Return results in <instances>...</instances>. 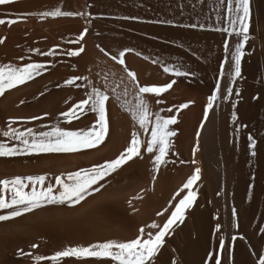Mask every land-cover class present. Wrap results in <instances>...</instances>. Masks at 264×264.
I'll use <instances>...</instances> for the list:
<instances>
[{"label": "bare ground", "instance_id": "bare-ground-1", "mask_svg": "<svg viewBox=\"0 0 264 264\" xmlns=\"http://www.w3.org/2000/svg\"><path fill=\"white\" fill-rule=\"evenodd\" d=\"M215 2L216 0H14L7 5H0V14L17 15L20 19H39L37 13L51 10L54 6H62V10L66 11L87 10L93 14L91 23L87 25L84 17H45L54 19L56 24L48 27L46 24L35 30L23 29L20 39L0 43V63H21L17 58L21 56L22 49L36 48L47 52L51 48L56 53L54 56H44L43 62L51 61V64H46L47 71L0 95V132L5 130L9 117H41L36 121H15L12 126L21 130L25 127L46 130L42 126H50L56 122L58 113L83 98L88 90L85 81H77L84 85L79 88L63 85V80L69 76H87L94 87L103 88L105 83L108 84L109 100L106 107L110 126L107 143L93 150H84L78 154L0 157V178L47 173L43 185L47 186L49 183L55 184L54 177L61 172L102 162L114 157L122 149L130 138L132 128L136 127L139 131L138 125H134L130 115L121 109L111 95V89L116 88L121 98L125 99V85L132 88L121 66L110 58L124 47L143 54H125L127 67L136 73L141 85L163 84L173 79L174 84H177V95L170 94V88L159 97L151 94H146L145 97L151 104L152 111L163 109L162 115L177 116L176 124L171 126L176 135L172 138L168 163L161 165L158 172L153 173L151 158L145 153L122 166L121 171L119 169L105 178V187L99 193L86 197L78 207L45 206L21 218L0 222V264H31L30 256L16 255L17 248L25 253L49 255L65 244H87L105 238H131L141 224H148L152 220L161 224L166 219V214L157 217L155 213L170 207L167 201L195 166L201 168V180L198 181V188L194 186L199 193L194 210L188 213L185 222L175 229L171 237H166V246L159 254L157 264L170 261L172 256L178 259L179 264H201L206 251L213 246L212 229L215 223L218 221L227 225L231 220L233 207L238 212V229L222 227L220 231L226 237L237 236L235 241H230L234 246L235 264H252L254 254L264 246L261 230L264 227V193L259 188L264 184V140L258 141L257 145L256 196L246 202L244 198L250 174L246 158V136L241 134L238 145L235 141L230 142L233 124L230 119V102L221 97L214 102L207 119H204L203 102L207 103V96L215 87L219 61L224 59L225 34L207 28L189 29L148 22L157 18H171L177 25L196 20L215 25L219 23L213 15L216 11L213 7ZM86 4L92 7L85 9ZM252 12L250 33L253 39L245 47L253 54L242 58V72L246 79L239 82L243 89V100L238 102L237 111L238 119L255 137H260L264 136V105L252 101L250 97L255 94V89L260 88L258 77H264V0H252ZM125 16H138L140 19L125 20ZM84 27H89L90 30L83 39V53L79 57L65 55L67 49L78 46L70 41ZM230 43H235V40L230 38ZM97 45L110 55L101 53ZM144 56L149 59H144ZM156 59L179 65L182 70H190L196 75L174 77L170 73H164L160 63H152ZM106 74L107 81L104 79ZM57 84L61 86L57 88ZM226 86L227 71L221 77V91ZM191 88L196 90L195 93L185 96V92ZM235 98L233 95L230 99ZM127 99L134 103V95ZM156 99L163 102L157 104ZM187 101L192 103L178 113L168 111ZM44 112L48 116H42ZM59 119L61 126L76 128L87 126L94 116L86 113L79 120L70 122ZM202 119L203 126L200 123ZM197 128H200L199 137L196 136ZM140 135L144 137L146 133L141 131ZM0 139L7 138L0 136ZM13 142L15 141H9ZM193 145L198 148L195 156L192 152ZM193 159L197 161L196 165L192 164ZM154 174L156 179L153 181ZM221 186L224 190L217 196ZM214 214H217L215 220ZM241 236L243 239H240ZM216 238L218 239V234ZM32 243L37 244L36 249L30 248ZM222 260L224 264H228L223 252ZM64 264H97V261L69 258ZM101 264L108 262L103 261Z\"/></svg>", "mask_w": 264, "mask_h": 264}, {"label": "snow or ice", "instance_id": "snow-or-ice-1", "mask_svg": "<svg viewBox=\"0 0 264 264\" xmlns=\"http://www.w3.org/2000/svg\"><path fill=\"white\" fill-rule=\"evenodd\" d=\"M12 2L14 0H0V5H7ZM84 7L88 9L92 5L86 4ZM213 7L216 10L213 13L214 19L219 22L215 25L201 20L177 25V22L171 18H157L148 22L189 29L207 28L225 34L223 39L224 59L219 61L215 87L211 89L210 95L207 96V103L204 105V119H207L209 109L213 107L214 102L221 97L224 101L230 102L232 109L230 119L233 122L232 131L230 132L232 140L230 142L235 141L238 145L241 134L244 133L246 136V158L250 166L244 198L247 202L253 200L256 196L257 145L258 141L264 140V136L255 137L247 129V126L238 119L237 111L238 102L243 100L241 95L243 89L239 86V82L246 79L242 72V58L253 54L245 47L253 39L250 33L253 16L252 0H216ZM37 15L41 19L45 17H84L87 25L91 23L93 14L87 10L66 11L62 10V6H54L51 10L39 12ZM19 18L17 17V19ZM123 19L138 20L140 17L125 16ZM14 22L15 20L11 18H0V25H11ZM89 30V27L82 28L76 38L70 41V43L78 46L67 49L64 54L69 57H79L84 51L83 39ZM230 38L235 40V43H230ZM4 40L5 37L0 36V43H3ZM97 47L105 56L110 55L103 47L99 45ZM29 51L40 56H54L56 54L51 48L47 52L39 51L36 48H31ZM130 52H135L137 56L143 55L133 48L124 47L110 56L113 61L121 66L123 74H126L128 82L132 85L131 89L125 85L123 92L125 99L121 98L116 88L111 89V95L121 109L130 115L134 125H138L139 131L136 127L132 128L130 138L114 157L104 159L102 162L91 163L87 167H78L73 171L61 172L54 177L55 184L49 183L47 186H43L47 173L0 178V210H3L0 212V222L21 218L25 214H31L45 206L78 207L81 202L85 201L86 197H91L93 193H99L105 187L107 183L105 178L115 173L121 166L133 161L134 158L142 157L145 153L151 158L153 173L158 172L161 165L168 163L167 157L172 148V138L176 135V131L171 126L176 124L177 116L162 115L163 109L152 111L151 104L145 97L146 94L159 97L172 88L175 80H169L163 84L141 85L137 80L136 73L129 70L126 65L125 54ZM262 53H264V49H262ZM143 58L149 59L147 56ZM17 59L22 62L0 63V95H3L6 90L14 89L32 81L35 77L40 76L42 72L47 71L46 64H51V61L23 62L25 59L23 56ZM152 63H160L163 72L170 73L174 77L196 75L195 72L182 70L179 65L166 63L162 60H152ZM225 71H227V86L221 91V77L225 76ZM104 79L105 81L108 80L107 74ZM258 79L260 80V88L254 90L255 94L251 95L250 99L264 105V77H258ZM77 81H85L88 84V90L85 91L83 98L72 103L66 110L60 111L56 122L50 126H42L46 130H34L31 127H25L21 130L19 127L12 126L17 120L36 121L41 117L35 115L9 117L5 130L0 132V136L7 138L0 139V157H20L35 154H78L84 150H93L106 144V137L110 132L106 107V102L109 100L108 84L105 83L103 88L94 87L87 76H69L63 80V85H72L78 88L84 86L77 83ZM60 86V84L56 85L57 88ZM130 95H134V103H130L127 99ZM233 95L236 98L230 99ZM155 102L160 104L163 101L156 99ZM191 103L192 101L180 103L169 108L168 111L178 113ZM86 113H91L94 119L85 127L69 128L60 125L59 118H62L64 122H70L79 120ZM42 116L46 117L48 113L44 112ZM204 119L200 122L201 126L204 124ZM141 131L146 133L144 137H141ZM199 135L200 128H197L196 136L199 137ZM9 141L15 142L9 143ZM197 151V146L193 145V156ZM192 164L196 165L197 161L193 159ZM200 174L201 168L199 166L193 167L191 174L176 188L172 198L167 201L170 207L162 208L155 213L157 217L166 214V219L161 224H158L156 220H152L148 224H141L131 238H105L87 244H65L49 255L25 253L17 248L16 255L30 256L31 264H64V261L69 258H74L77 261L94 259L97 264H101L103 261H107L108 264H157L159 254L166 246V237H171L175 229L185 222L188 213L194 210L199 195L194 186L199 187ZM155 179L154 174L152 180ZM259 188L260 192L264 193V184L260 185ZM223 190V186H221V191H218L216 195L220 196ZM137 198L139 199V196ZM216 216L217 214L213 215L214 220ZM222 227L229 230L238 229V212L235 207L231 210V220L227 225H222L218 221L215 223L212 229L213 246L206 251L201 264H224L222 252L225 254L228 264H235L234 246L230 241H235L237 236L226 237L224 232L220 231ZM261 230L262 237H264V227ZM217 234L218 239L216 238ZM240 239H243V236ZM30 248L36 249L37 244L32 243ZM254 255L255 258L252 264H264V246H261L260 250ZM161 264H179V261L175 256H172L170 261H163Z\"/></svg>", "mask_w": 264, "mask_h": 264}, {"label": "rangeland", "instance_id": "rangeland-1", "mask_svg": "<svg viewBox=\"0 0 264 264\" xmlns=\"http://www.w3.org/2000/svg\"><path fill=\"white\" fill-rule=\"evenodd\" d=\"M16 16L17 15L11 16V15H3V14H0V18H6V19L7 18H11V19H14L15 20V22L13 24H11V25H7V24L0 25V36H4L5 37L4 42H8V41H10L12 39H18V38L20 39L21 36H23L24 30L26 28H29L31 30H33V29L35 30L36 28L43 27V25L45 26L47 24L46 27H48V26H51V25L56 24V22H57V21H54V19L51 20L49 18H46V19L45 18H43V19H41V18H39V19H37V18L36 19H30V17L29 18L28 17L25 18L24 16H22V17H24L22 19H20V18L17 19ZM22 50L23 51H21V56L22 55L23 56L24 55L26 56V57L24 56L26 59H24L23 62H30V61H36V62L39 61V62H41V60L43 62L44 56H39L37 53L35 54L34 52H31V51L29 52L28 49L27 50L22 49ZM40 57H42V58H40ZM176 88H177V84H174L172 86V88L170 89V92H171L170 94L177 95V89ZM195 91L196 90L194 88H191L190 90H188L187 92H185V96L186 95L193 94V93H195ZM203 104L205 105L204 102H203ZM124 166L125 165H123V167ZM123 167L121 166V169ZM121 169L120 170L118 169V170L121 171Z\"/></svg>", "mask_w": 264, "mask_h": 264}]
</instances>
